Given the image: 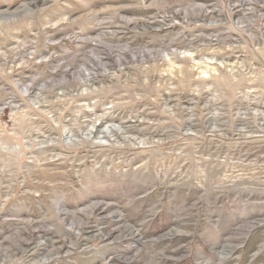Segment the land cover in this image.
Segmentation results:
<instances>
[{
	"label": "rangeland",
	"instance_id": "374dc122",
	"mask_svg": "<svg viewBox=\"0 0 264 264\" xmlns=\"http://www.w3.org/2000/svg\"><path fill=\"white\" fill-rule=\"evenodd\" d=\"M0 264H264V0H0Z\"/></svg>",
	"mask_w": 264,
	"mask_h": 264
}]
</instances>
